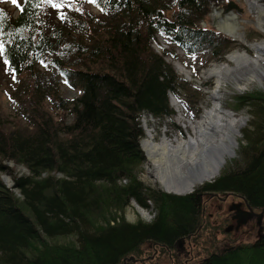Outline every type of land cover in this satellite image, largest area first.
<instances>
[{"label": "trees", "instance_id": "trees-1", "mask_svg": "<svg viewBox=\"0 0 264 264\" xmlns=\"http://www.w3.org/2000/svg\"><path fill=\"white\" fill-rule=\"evenodd\" d=\"M10 1L0 0V87L16 113L0 103V264H147L149 243L159 249L155 259L173 264H264V230L223 250L204 199L234 194L264 209V91L234 98L237 109L249 108L250 129L242 132L240 163L214 182L182 196L138 175L144 115L173 116L171 94L202 112L206 93L167 56L178 58L181 49L207 56V64L234 47V38L202 23L220 0H71L61 9L17 0V14ZM160 36L170 44L161 52ZM62 84L80 95L68 98ZM133 201L153 207L154 218H119ZM207 230L214 247L200 248L205 256L169 254L179 239L199 242Z\"/></svg>", "mask_w": 264, "mask_h": 264}, {"label": "rangeland", "instance_id": "rangeland-1", "mask_svg": "<svg viewBox=\"0 0 264 264\" xmlns=\"http://www.w3.org/2000/svg\"><path fill=\"white\" fill-rule=\"evenodd\" d=\"M234 3L236 6V9H227V4ZM254 1H259L260 3H264V0H220L219 3L212 4L211 11L209 12L207 16V20L203 21V25L207 26L210 25L211 27H214L215 29H218L219 25V15L217 12L220 10H224L220 14V18L226 17L227 14H230V11H233L235 15H237V20L239 24V30L243 32L246 36V39L249 42H254L257 40H264V27H261L258 24V17H257V9L252 4ZM10 8L15 11V14H17V4L12 3L11 1L8 3ZM92 10L97 11L96 8H93L92 5H90ZM221 12V11H220ZM220 31V30H219ZM222 32V31H221ZM224 33V32H223ZM225 34V33H224ZM227 35V34H226ZM235 40L234 47L232 50H230L228 53L234 51V50H247L252 55H256L257 52L250 46V44L242 41V40ZM160 45L154 44V47L157 51L161 52L162 47L169 48L170 44L168 43V39L160 36L159 38ZM178 58H175L173 56H167V61L172 63L174 67L176 68L177 72L187 78L188 80L192 81L197 87L204 90L206 93L204 99L202 100V112L206 108H211L214 106L215 99L212 97L213 92H219L223 107L227 110H230L234 113L236 118H245V125L242 127L240 135H238V146L236 148V155L229 159L227 164L224 166V169H231L233 167L237 166V160H239L240 163V155L238 154V150L240 149V143L244 139V135L242 132H244V129L249 128L252 120V115L249 112V108L245 107L242 109H237L235 107V97L237 95H240L244 92L254 91L256 89L264 91V85H261L258 81L250 82L244 79H239V81L229 79L227 77L222 78L221 80H217L215 77H210L205 72L208 68L212 67L214 64H220L223 61H227L226 55L222 59H211L208 61L207 64H205V61L207 60V56H200V57H190L184 53L181 49H178ZM230 67H235L234 62H228ZM227 63V64H228ZM184 66L185 68L192 71V76L189 77L185 74V72L180 71V67ZM208 84V86L206 85ZM62 93L67 96L68 98L74 99L80 95V90L77 88H70L65 84H62L61 88ZM0 103L3 107V110L8 114H14L16 113V109L14 108V105L9 98L7 92L0 87ZM171 104L175 110V114L171 117H166L163 119L155 118L151 115H144L142 117L143 126L145 129V136L141 140V146L144 151L145 160L144 163L141 165V169L138 172L139 178L148 186L156 187L162 190H165V188L159 183L158 180L155 179L153 170L150 168V166L147 163V156L143 147V140L146 138L147 132L152 131L155 139L157 141H160L161 138L166 135L168 138H176L181 136H187L188 131L190 130L189 124L191 122H194L196 119H198L201 113H197L191 110L187 105H185L179 98H177L175 95L171 94ZM196 114V115H195ZM11 165L13 162H10ZM19 169L23 173H28L29 171L26 168H23L22 166L19 167ZM221 174V173H220ZM219 174V175H220ZM4 180L8 183V185L12 186V178L11 175L4 173L3 174ZM217 179V178H216ZM215 179V180H216ZM213 181H208L206 183H212ZM201 184L197 186L191 193H193L196 189L200 188L201 186L205 185ZM220 196H225V194L221 195H215L213 194H205L204 199L205 201V215L207 216L208 221H210V225H217L219 222L221 223L222 230H225L226 225L229 222H223L222 221V215L218 212V207L222 206V212L225 213L226 209L231 207V204L233 202V197H230L228 201H220ZM219 197V198H217ZM156 213V210L151 208H144L141 205L137 204L135 201L132 202L131 205H129L124 212H119V218L125 217L127 221L130 222H137L139 219H143L145 221H150L154 218ZM123 215V216H122ZM260 219V218H259ZM222 221V222H221ZM259 221V220H258ZM260 222V221H259ZM258 222V224H259ZM246 227V228H245ZM238 232H228L229 235L232 234L231 239L235 240L236 242H254L257 238V228L255 225H251L250 227L245 226ZM224 230L222 233H224ZM219 238L222 237V234L219 233L217 235ZM72 237H60L56 241L58 243H68L71 242ZM213 239L212 230H207L203 236H200L199 242L196 240L194 241L193 245L194 247L189 245V241L183 243L184 246H186L185 250L181 248V253L179 255L176 252V249L174 252H170L169 254L171 256L178 255V257L181 258V260H184L186 258L187 252L191 251L193 252V255L198 256L200 254L204 255L206 254L205 251H202L201 253L200 248L203 247L206 248H213L214 245H210L208 243V240ZM234 241V242H235ZM222 245V244H221ZM220 246V248L223 247V245ZM178 247V246H177ZM145 259H152L146 261L147 264H173L172 260L169 261V258L164 256H160L159 258L155 259V253L158 249L155 245H152L151 243L144 245ZM178 249V248H177ZM176 252V253H175ZM200 253V254H199ZM186 255V256H185ZM157 256V255H156ZM190 258V257H188ZM154 260V261H153ZM177 260V259H176ZM175 260V261H176ZM177 264V263H176Z\"/></svg>", "mask_w": 264, "mask_h": 264}, {"label": "bare ground", "instance_id": "bare-ground-1", "mask_svg": "<svg viewBox=\"0 0 264 264\" xmlns=\"http://www.w3.org/2000/svg\"><path fill=\"white\" fill-rule=\"evenodd\" d=\"M252 4L257 9L258 24L264 27V3L254 1ZM219 27L236 40L250 44L257 54L252 55L246 49L234 50L226 55L227 61L214 64L205 73L218 81L227 77L236 81H258L264 85V40L249 42L239 30L237 15L233 13L221 18ZM228 62H234L235 67H230ZM180 71L192 76V71L184 66ZM212 97L214 106L206 108L189 124L187 136L173 139L164 135L157 141L153 132L148 130L143 140L147 163L155 179L168 191L186 194L215 180L228 160L236 155L238 135L245 125V118H236L232 111L225 109L219 92L214 91Z\"/></svg>", "mask_w": 264, "mask_h": 264}, {"label": "flooded vegetation", "instance_id": "flooded-vegetation-1", "mask_svg": "<svg viewBox=\"0 0 264 264\" xmlns=\"http://www.w3.org/2000/svg\"><path fill=\"white\" fill-rule=\"evenodd\" d=\"M230 197H233V202L231 204V207H229L228 209H226L225 213L222 212V206L218 207V212L220 215H222V221L223 222H229L224 230V233H222V227H221V223L219 222V224L217 223L216 226H220V228L217 229V235H219V233L222 234V237L219 238L217 235V240H218V244L219 245H223V250L225 249H229L232 248L236 245V241L231 239V235L228 234V232H238L240 231L242 228H244L245 226L250 227L251 225H255V227L257 228V237L262 234L263 230H264V214L263 216H259V214L262 212L259 209H254V212L256 214L250 213L249 208L246 205V202L239 196L234 195V194H227L225 196H220L217 197L219 198L220 201H228L230 199ZM260 218V219H259ZM260 222H259V221ZM221 221V222H222ZM259 222V224H258ZM202 227V226H201ZM246 228V227H245ZM192 236H189V238H187V241H189V245L192 246V248L194 247L193 245L194 242L191 240ZM186 240V238H185ZM235 241V242H234ZM186 242V241H185ZM221 245V246H222ZM178 249L176 248V252L179 255V253H181V248L185 250L186 246L182 245H177ZM189 257L190 255H193V252L189 251L187 252ZM190 260V259H188ZM187 260V261H188Z\"/></svg>", "mask_w": 264, "mask_h": 264}, {"label": "snow or ice", "instance_id": "snow-or-ice-1", "mask_svg": "<svg viewBox=\"0 0 264 264\" xmlns=\"http://www.w3.org/2000/svg\"><path fill=\"white\" fill-rule=\"evenodd\" d=\"M13 3H16L17 0H12ZM91 2L93 3H96V0H91ZM41 3H44V4H49L51 5V7L55 8V9H61L63 7H65L66 3L68 6H71V0H41ZM39 6V5H37ZM104 9H101V11H103ZM61 18L63 19L64 18V13H61ZM3 17V12L0 11V19H2ZM4 51V46L2 43H0V54H2ZM5 63L7 64L8 61L5 60ZM15 78V77H14ZM65 83L67 84L68 81L65 80Z\"/></svg>", "mask_w": 264, "mask_h": 264}, {"label": "water", "instance_id": "water-1", "mask_svg": "<svg viewBox=\"0 0 264 264\" xmlns=\"http://www.w3.org/2000/svg\"><path fill=\"white\" fill-rule=\"evenodd\" d=\"M220 11H221V12H220ZM220 11L217 12V14L219 15V21H220V19H221V18H220V14H221L224 10H220ZM230 12H231V13H235V12H233V11H230ZM235 14H236V13H235ZM218 29H219L220 31L224 32L225 34H227L228 36H230V37L233 38V35H232V34L228 33V32L225 31L224 29L220 28L219 25H218ZM165 191L168 192V193H173V194L182 195V196L191 193V192H189V193H186V194H181V193H176V192H173V191H168V190H166V189H165ZM215 195H217V194H216V193L213 194V196H215ZM243 200H244V199H243ZM244 201H245V200H244ZM245 202H246V201H245ZM246 205H247V207L249 208L250 213L256 214V213L254 212L253 207H252L251 205H249L247 202H246ZM263 214H264V209H263L262 212L259 214V216L261 217V216H263ZM185 241H186L185 238H181V239L178 240L177 245H182Z\"/></svg>", "mask_w": 264, "mask_h": 264}]
</instances>
